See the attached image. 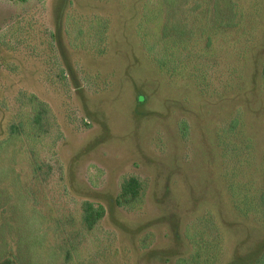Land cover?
<instances>
[{
  "label": "rangeland",
  "instance_id": "1",
  "mask_svg": "<svg viewBox=\"0 0 264 264\" xmlns=\"http://www.w3.org/2000/svg\"><path fill=\"white\" fill-rule=\"evenodd\" d=\"M238 3L236 27L215 30L209 46L189 39L190 59L165 70L157 19L140 24L157 0H0V136L11 116L42 108L30 199L55 224L70 222L60 232L74 245L67 264H176L207 217L214 264L264 242L262 215L240 202L263 180L264 0ZM236 106L249 148L246 164L228 166L215 124ZM235 169L243 178L224 175ZM129 175L139 195L116 205ZM83 200L103 206L88 230Z\"/></svg>",
  "mask_w": 264,
  "mask_h": 264
},
{
  "label": "trees",
  "instance_id": "2",
  "mask_svg": "<svg viewBox=\"0 0 264 264\" xmlns=\"http://www.w3.org/2000/svg\"><path fill=\"white\" fill-rule=\"evenodd\" d=\"M240 16L238 0H157V8H148L142 14L140 24H155L157 19L155 60L160 69L173 70L174 63L181 56L186 61L192 56L186 50L189 39L203 35L204 44L209 46L215 30L236 27L241 21ZM103 20L94 16L91 22L97 27V24H105ZM153 45L154 41L149 47ZM42 113V108H36L29 116L17 112L6 122L3 135L0 136V264H67L74 251V245L68 241L63 242L60 234L70 222L66 220L61 226L55 224L30 199L36 166L32 162L35 152L29 140H38L45 133ZM242 121L241 109L236 106L229 119L219 125L215 124L216 135L221 143V156L228 162V166H242L247 162L245 155L249 144L238 139ZM261 163L263 180L256 184L254 199L244 196L240 202H243L244 207L247 201L246 210L262 215L264 220V152ZM224 175L241 178L244 174L242 170L235 169ZM119 186L114 196L116 205L131 204L137 199L141 186L135 176H127ZM237 206L242 209L238 203ZM81 210V221L86 230L103 214V206L90 200L82 201ZM207 218L199 228L196 227L198 230L201 228L199 231L191 233L195 246L192 253L188 257L176 258V264H214L209 251L215 242L216 229L211 217ZM205 229H208V233ZM56 234L58 239L51 241L52 248L44 251V241L51 240ZM48 235L52 237L48 238ZM218 264H264V242L246 254Z\"/></svg>",
  "mask_w": 264,
  "mask_h": 264
}]
</instances>
